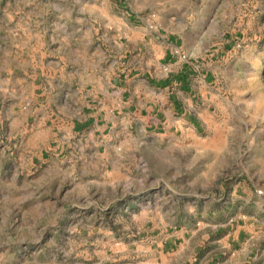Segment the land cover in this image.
<instances>
[{
  "label": "rangeland",
  "instance_id": "374dc122",
  "mask_svg": "<svg viewBox=\"0 0 264 264\" xmlns=\"http://www.w3.org/2000/svg\"><path fill=\"white\" fill-rule=\"evenodd\" d=\"M175 6L184 14L169 18L188 20L179 26L198 59L221 58L231 40L214 121L195 136L144 138L135 152L123 137L119 153L73 166L60 151L65 62L84 63L93 47L113 54L97 37L111 17ZM238 183L264 191V0H0V264H178L151 241L181 227L202 238L199 212Z\"/></svg>",
  "mask_w": 264,
  "mask_h": 264
},
{
  "label": "crops",
  "instance_id": "0c3cea01",
  "mask_svg": "<svg viewBox=\"0 0 264 264\" xmlns=\"http://www.w3.org/2000/svg\"><path fill=\"white\" fill-rule=\"evenodd\" d=\"M184 10L175 6L150 17L127 10L120 20L111 17L109 32L97 36L114 42L113 54L103 56L100 49L97 55L93 47L92 53L83 55L84 63L65 62L70 97L64 108L70 121L64 132L67 143L63 141L60 151L73 154V166L78 162L93 167L99 154L119 153L123 137L132 139L125 146H131L127 152H135L144 145V138L195 136L214 121L222 91L221 62L231 40L219 49L221 58L214 59L212 52L198 59L181 28L188 20L169 18ZM79 73L86 76L82 87L75 81ZM79 89L81 99L74 97ZM43 121L47 123L44 118L39 122ZM229 192L199 212L197 230L202 238L194 240L195 231L186 238L191 228L181 227L153 239L150 250L163 261L179 255L178 264H184L188 256L196 264H264V191L257 192L254 184L238 183ZM210 242L213 246L207 249Z\"/></svg>",
  "mask_w": 264,
  "mask_h": 264
},
{
  "label": "built area",
  "instance_id": "2783aa9c",
  "mask_svg": "<svg viewBox=\"0 0 264 264\" xmlns=\"http://www.w3.org/2000/svg\"><path fill=\"white\" fill-rule=\"evenodd\" d=\"M259 193H263V190L262 189H258L257 190Z\"/></svg>",
  "mask_w": 264,
  "mask_h": 264
}]
</instances>
